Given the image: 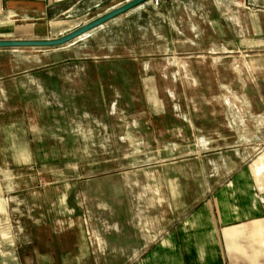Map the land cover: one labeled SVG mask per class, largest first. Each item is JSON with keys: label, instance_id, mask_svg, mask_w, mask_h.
<instances>
[{"label": "rangeland", "instance_id": "obj_1", "mask_svg": "<svg viewBox=\"0 0 264 264\" xmlns=\"http://www.w3.org/2000/svg\"><path fill=\"white\" fill-rule=\"evenodd\" d=\"M125 1L97 0L89 18ZM150 1L76 44L0 56V264H122L123 184L151 178L137 170L197 151L209 175L237 153L240 172L261 167L264 121L232 143L217 105L250 66L264 113V47L247 44L264 41V0ZM200 131L225 142L195 144Z\"/></svg>", "mask_w": 264, "mask_h": 264}, {"label": "crops", "instance_id": "obj_2", "mask_svg": "<svg viewBox=\"0 0 264 264\" xmlns=\"http://www.w3.org/2000/svg\"><path fill=\"white\" fill-rule=\"evenodd\" d=\"M96 1L0 0V41L59 39L132 0L89 18L96 9ZM152 4L145 2L72 44ZM262 11L264 8H258V12ZM247 44L264 47V41L256 42L254 38ZM14 50L17 49H0V56ZM215 59L236 63L237 60L251 62L252 58L226 55ZM247 70L246 81L238 68L232 69L238 83L241 80L240 87L222 85L226 95L217 105L221 111L220 126L229 131L231 138H236L232 140L235 144L255 142L249 139L251 136L245 139L240 135L241 123L246 118L264 121V113L257 115L250 100L251 94L262 85L259 87L260 79H256L250 66ZM189 137L198 145L225 142L216 132L209 135L200 131L198 136L191 133ZM260 156L257 158L261 161L260 168L253 162L241 172L239 169L246 159H240L237 153L239 166L225 172L224 168L220 172L212 166L209 175L208 162L202 160L201 151L169 157L157 166L137 170L151 178L146 184H123L122 264H264V183H257L260 173L257 171L263 170L264 174V153Z\"/></svg>", "mask_w": 264, "mask_h": 264}, {"label": "water", "instance_id": "obj_3", "mask_svg": "<svg viewBox=\"0 0 264 264\" xmlns=\"http://www.w3.org/2000/svg\"><path fill=\"white\" fill-rule=\"evenodd\" d=\"M148 1L150 0H132L59 39L44 41H0V49L60 48Z\"/></svg>", "mask_w": 264, "mask_h": 264}]
</instances>
